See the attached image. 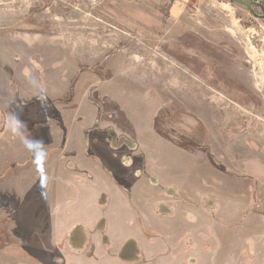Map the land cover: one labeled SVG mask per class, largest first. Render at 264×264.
<instances>
[{
    "label": "crops",
    "instance_id": "0c3cea01",
    "mask_svg": "<svg viewBox=\"0 0 264 264\" xmlns=\"http://www.w3.org/2000/svg\"><path fill=\"white\" fill-rule=\"evenodd\" d=\"M13 2L15 0H8V9L0 12V140L4 143L0 141V156L8 158V164L3 160L7 166L0 169V175L16 163L10 159L14 149L27 146L28 156L24 161L30 160L36 152L33 142L40 143V148L45 147V154L49 140L45 137L42 143L40 133L32 131L30 126L41 122L40 117L26 116L32 109L47 114L49 105H45L43 94L48 88V78L33 60L36 40L29 36L31 32H23L22 36L14 34L16 9L9 6ZM205 3L207 6L216 1L205 0ZM225 17L229 18L226 23L234 24L231 16ZM63 51L57 55L61 56ZM239 60L245 62V67L237 65L234 68L233 76L238 81L229 82L232 89L238 86V92H264V58L247 52ZM206 80L217 89L218 83H211L208 77ZM122 81L132 84L133 79ZM241 81L247 83L244 85ZM12 82L17 91L11 88ZM100 83H96L97 89ZM137 88L129 85L126 90ZM35 98L38 99L33 104H21ZM75 104L73 100L65 105L70 109ZM95 106L90 108L94 109V115ZM160 106L157 104L149 120H145L140 105L131 110L119 105L118 111L115 108L114 119L106 118L104 123L105 128L109 127L108 134H89L93 148L96 147L93 141L103 139L102 149H98L99 157L109 166V176L103 175L104 179L100 178L93 161L82 167L78 165L77 146L80 143L76 137L80 134L70 136L76 142L62 155H67L65 160L74 164L63 180L71 182L56 185L63 195L57 196L55 208L40 204L39 210H35L37 225L29 230L23 226L29 238L18 247L27 254L6 249L5 252L14 258L9 264H264V126L253 128V131L248 128L241 134L240 128H234L240 126L241 121L246 122L240 118L239 111L216 117L210 116L204 106L190 105L185 113L196 120L195 124L202 123L201 129L210 127L211 135L206 138L204 133V136L210 140L209 145H214V141L220 145L216 154L222 164L196 167L189 157V162L179 165L181 172L176 171L175 157L188 158L191 153L187 151L192 152V144L184 142L176 147L165 136L169 115L164 109L160 110ZM157 111L162 114L155 123L153 118ZM128 112L133 116L125 120ZM20 114L24 117L20 118ZM252 118L246 123H252ZM121 119L123 122H118ZM59 120L62 121L61 117ZM224 122L228 125L224 126ZM36 129L40 130V126ZM192 133L182 135L179 131L173 135V140L179 134ZM4 135L11 144L4 142ZM60 135L59 148L66 137ZM145 137L150 139L148 144ZM27 141L32 142L31 146ZM38 151L41 155L42 150ZM125 154L135 155L139 163L121 162ZM242 161L246 162L242 168L236 165ZM241 174L249 178L241 180L238 178ZM39 175L37 183L44 185L45 190L48 182L44 177L47 179L48 174L39 171ZM22 234L24 232L19 233Z\"/></svg>",
    "mask_w": 264,
    "mask_h": 264
},
{
    "label": "rangeland",
    "instance_id": "374dc122",
    "mask_svg": "<svg viewBox=\"0 0 264 264\" xmlns=\"http://www.w3.org/2000/svg\"><path fill=\"white\" fill-rule=\"evenodd\" d=\"M215 1L216 4L205 6V0H15L9 5L16 9L14 34L22 36L23 32H31L29 36L36 40L33 60L48 78V88L43 94L49 103L47 114L32 109L26 116L40 117L41 122L30 126L32 131L40 133L42 143L45 137L49 140L45 154L46 148L33 142L36 152L30 160L24 161L28 156L27 146L16 147L18 149L10 155L16 163L0 175V264L14 260L6 249L25 253L18 249L25 238H29L23 226L26 225L27 230L35 227L39 205L55 208L57 196L61 198L63 195L56 185L71 182L63 180L71 171L68 168H72L73 162L66 161L68 156L62 153H68L67 150L73 147L75 133L80 134L79 138L76 137L80 143L77 146L80 152L78 165L82 167L93 161L101 179L105 174L109 176V166L101 160L98 151L102 149L103 139L93 141L96 144L93 148L88 136L95 132L101 136L109 133V127L105 128L104 123L106 118L114 119L117 106L131 110L140 105L142 118L149 120L155 106L161 105L159 109L169 115L165 136L176 147L184 142L191 141L192 144V152L187 151L191 153L188 158L175 157L176 171L181 172L179 165L189 162V157L196 167L222 164L216 154L220 145L216 141L209 145L210 140L204 136V133L206 138L211 135L210 127L201 129L202 123L200 126L195 124L196 120L185 113L190 110V105L204 106L210 116H229L237 110L246 122L253 117L252 123L241 121L240 126L234 127L235 130L240 128L241 134L248 128L253 131V128L264 126V92H238V86L232 89L229 83L238 81L233 76L234 68L237 65L245 67L240 57L249 52L256 58H264V19L255 17L264 15V0ZM7 2L0 0L1 13L8 9ZM225 15L234 19L233 25L225 22L229 19ZM61 51L63 54L57 55ZM207 77L211 83H218L217 89L208 84ZM125 78L133 79L132 84L124 83ZM240 83L245 85L247 82ZM129 85L138 88L126 90ZM73 100L75 107L66 108L65 104ZM93 106L96 107L95 115L92 113L94 109H90ZM161 114L162 111H157L153 122L156 123ZM131 116L130 112L126 118L122 115L125 120ZM19 117L24 116L20 114ZM223 125L228 124L224 122ZM39 126L40 130L36 129ZM174 127L182 135L184 132L193 133L179 134L174 141L173 135L177 133ZM60 134L66 137L63 143L60 141L62 146L59 148ZM6 138L4 135V142L8 144ZM145 142L148 144L150 139L145 137ZM1 144L4 143L1 141ZM38 150H42L41 155ZM7 159L0 156V169L7 166ZM136 160L135 155L121 157V162H130L131 165L139 163ZM244 163L236 165L242 168ZM39 171L48 174L47 179L44 177L48 182L45 190L44 185L37 183ZM238 178L246 181L249 177L241 174ZM35 183L38 187L34 189ZM40 190L44 192L36 194ZM21 232L24 234L19 235Z\"/></svg>",
    "mask_w": 264,
    "mask_h": 264
},
{
    "label": "trees",
    "instance_id": "16d2710c",
    "mask_svg": "<svg viewBox=\"0 0 264 264\" xmlns=\"http://www.w3.org/2000/svg\"><path fill=\"white\" fill-rule=\"evenodd\" d=\"M262 8H263V7H262ZM263 10H264V9H263ZM263 14H264V11H263ZM12 87L17 91V86L15 85L14 82L11 83V88H12ZM37 99H38V98H35V99H32L31 101H28V102H26V103H21V104H23V105L33 104ZM44 102H45V104L47 105V103H48V102H47V99L44 98ZM58 102H61V101H58ZM71 102H72V101H68L67 104H68V103H71ZM48 104H49V103H48Z\"/></svg>",
    "mask_w": 264,
    "mask_h": 264
},
{
    "label": "water",
    "instance_id": "95a60500",
    "mask_svg": "<svg viewBox=\"0 0 264 264\" xmlns=\"http://www.w3.org/2000/svg\"><path fill=\"white\" fill-rule=\"evenodd\" d=\"M230 1H237V2H239L238 0H230ZM255 17H257V18H263L264 19V15H262L260 17L255 15Z\"/></svg>",
    "mask_w": 264,
    "mask_h": 264
},
{
    "label": "clouds",
    "instance_id": "9594fccd",
    "mask_svg": "<svg viewBox=\"0 0 264 264\" xmlns=\"http://www.w3.org/2000/svg\"><path fill=\"white\" fill-rule=\"evenodd\" d=\"M26 144H27L28 146H31L32 142H31V141H27Z\"/></svg>",
    "mask_w": 264,
    "mask_h": 264
}]
</instances>
